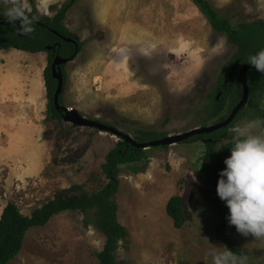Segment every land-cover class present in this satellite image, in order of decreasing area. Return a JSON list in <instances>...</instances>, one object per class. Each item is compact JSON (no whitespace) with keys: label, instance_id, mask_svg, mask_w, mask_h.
<instances>
[{"label":"rangeland","instance_id":"1","mask_svg":"<svg viewBox=\"0 0 264 264\" xmlns=\"http://www.w3.org/2000/svg\"><path fill=\"white\" fill-rule=\"evenodd\" d=\"M0 1L40 18L53 17L69 0ZM211 2L234 23L264 20V0ZM64 23L83 46L64 66L63 105L135 140L139 129L169 136L221 122L207 120L209 97L220 92L219 76L237 48L213 30L193 0H78ZM0 50L1 96L21 106L16 128H23L15 143L4 127L0 136V216L9 202L31 214L76 183L90 192L103 188L109 182L106 156L124 138L78 125L62 113L47 120V52ZM248 112L233 125L256 120L262 122L256 131L264 132V95L257 111ZM260 113L262 119L253 118ZM229 143L227 132L218 147ZM206 152L202 140H186L149 147L146 159L120 166L115 199L128 230L119 242L120 262L210 264L209 250L227 247L220 233L247 256V264H264V239L240 234L228 220L219 227L222 218L201 172ZM173 156L182 157L179 166ZM174 195L181 196L187 217L181 228L167 213ZM95 219L94 210L55 215L27 232L21 252L8 264H100L106 236Z\"/></svg>","mask_w":264,"mask_h":264},{"label":"trees","instance_id":"2","mask_svg":"<svg viewBox=\"0 0 264 264\" xmlns=\"http://www.w3.org/2000/svg\"><path fill=\"white\" fill-rule=\"evenodd\" d=\"M77 1L69 0L53 17L36 18L34 13H27L26 28H31V31L24 36L18 32V26L14 22L8 25L0 24V49L16 48L32 53L47 52L48 66L44 72L48 98L47 120L49 117L62 118L63 116L54 104L58 86V81L52 73L54 59L60 55L73 60L83 46L77 35L72 33L64 23L70 9ZM193 2L206 16L213 30L224 34L228 41L237 48L219 76L216 89H219L222 94L213 92L209 97L207 107V120L217 118V122L223 121L243 97V86L237 80L240 70L248 64V58L251 55L264 49V20L234 23L222 16L211 0H193ZM13 10L16 9L6 7L0 1V21L17 18V15L9 14ZM64 37L71 38L75 42L67 41ZM64 66L62 65L61 68L65 77ZM247 76L250 89L249 101L240 110L236 119L248 115L249 109L257 111L260 98L264 95V74L253 69L248 71ZM60 104L63 105V93L60 96ZM262 117L263 114L260 113L257 116L255 114L253 118L262 119ZM232 125L233 123L211 132L196 134L187 140V142L202 140L207 148L202 158L201 172L211 186V201L222 218L219 227L227 222L229 209L217 194V184L220 178L219 173L226 167L224 161L229 156L233 144L218 147V142L223 139ZM138 133L139 136L136 139L138 142H148L165 137V133L152 129H139ZM146 158V149L122 141L106 156L103 169L109 182L100 190L90 192L83 184H73L56 191L52 199L35 208L28 215L24 214L16 203L9 202L0 216V264H8L21 252L29 230L45 226L55 215L69 210L96 211L95 224L106 236L104 247L98 252L100 264H123L118 260L117 251L120 240L128 236V230L119 220V208L115 199L120 186V166ZM135 171L140 172L141 168H135ZM167 213L173 218L176 228L183 227L187 217L181 196L174 195L169 199ZM218 236L226 242L228 248L237 254H242V251L230 240L220 233Z\"/></svg>","mask_w":264,"mask_h":264},{"label":"clouds","instance_id":"3","mask_svg":"<svg viewBox=\"0 0 264 264\" xmlns=\"http://www.w3.org/2000/svg\"><path fill=\"white\" fill-rule=\"evenodd\" d=\"M10 15H18L13 10ZM31 31V28H26ZM248 64L264 74V49L248 58ZM260 121L238 123L228 129L232 136L231 154L219 173L217 194L229 209L230 225L244 236L264 239V132H257ZM176 166L182 157H172ZM210 264H247V256L230 248L209 250Z\"/></svg>","mask_w":264,"mask_h":264},{"label":"water","instance_id":"4","mask_svg":"<svg viewBox=\"0 0 264 264\" xmlns=\"http://www.w3.org/2000/svg\"><path fill=\"white\" fill-rule=\"evenodd\" d=\"M26 15L27 12L25 10H19V14L17 15V18L12 19V20H6V21H0V24L8 25L14 22L18 26V32L24 36L27 34L28 31H26ZM67 41H73L71 38H66L64 37ZM78 50V48H77ZM70 59L61 57L60 55H57L54 59V62L52 64V73L53 77L57 79L58 81V86L56 89L55 93V98H54V104L57 110H59L63 115L67 116L70 120L74 121L76 124L81 125H89L95 128H98L103 131L111 132L117 136H120L124 138V140L128 143H131L132 145L147 149L149 147H154V146H164V145H170L173 143H178V142H184L188 140L190 137L196 135V134H201V133H207L211 132L213 130L220 129L222 127H227L230 125L237 117L239 114L240 110L248 103L249 101V95H250V89H249V84H248V71L253 70L254 68L247 64L242 67L238 74V82L242 84L243 86V97L239 101V103L234 107L232 110L231 114L223 121L210 125V126H204V127H195L189 131H186L181 134H176V135H169L165 136L161 139H156L148 142H138L135 140L133 137H131L129 134L124 133L123 131L113 127L109 126L105 123L87 119L83 116H79L74 109H71L65 105L60 104V96L63 93L64 90V82H65V77L62 71L61 66L64 64H67Z\"/></svg>","mask_w":264,"mask_h":264},{"label":"crops","instance_id":"5","mask_svg":"<svg viewBox=\"0 0 264 264\" xmlns=\"http://www.w3.org/2000/svg\"><path fill=\"white\" fill-rule=\"evenodd\" d=\"M0 51H2V50H0ZM0 56H2L1 53H0ZM2 74H3L2 71H0V75H2ZM0 86H2V87L4 86V85H2L1 80H0ZM2 87H1V90L3 89ZM1 90H0V136L2 135L1 133H3V129L6 128L4 130H7L8 140L9 141L12 140V142L14 141V143H15V141H16L15 139H19V140L22 139V134H23L22 133L23 128H16V127H18V125H20L22 123L20 119L16 118V117H20L19 114L21 112V111H17L16 109H21V106L19 107L16 104H9V103L4 102L5 98H8V99H10V98L7 96L2 98ZM5 104H7V105H5ZM19 105H20V103H19ZM10 110H11V112H9ZM17 112H19V113H17ZM9 118H13L12 122L7 121V120H9ZM25 129L26 128H24V130ZM19 140H17V141H19Z\"/></svg>","mask_w":264,"mask_h":264},{"label":"bare ground","instance_id":"6","mask_svg":"<svg viewBox=\"0 0 264 264\" xmlns=\"http://www.w3.org/2000/svg\"><path fill=\"white\" fill-rule=\"evenodd\" d=\"M76 113H77L79 116H81L77 111H76Z\"/></svg>","mask_w":264,"mask_h":264},{"label":"flooded vegetation","instance_id":"7","mask_svg":"<svg viewBox=\"0 0 264 264\" xmlns=\"http://www.w3.org/2000/svg\"><path fill=\"white\" fill-rule=\"evenodd\" d=\"M65 65V64H64Z\"/></svg>","mask_w":264,"mask_h":264}]
</instances>
